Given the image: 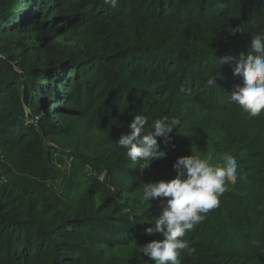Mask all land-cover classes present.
<instances>
[{
    "label": "trees",
    "instance_id": "16d2710c",
    "mask_svg": "<svg viewBox=\"0 0 264 264\" xmlns=\"http://www.w3.org/2000/svg\"><path fill=\"white\" fill-rule=\"evenodd\" d=\"M261 33L264 0H0V147L34 159L76 126L100 136L76 150L89 167L76 206L32 184L0 190V264H154L141 249L163 238L128 195L144 163L173 166L189 149L231 154L237 169L181 264H264V110L231 101L243 78L223 62ZM135 115L146 131L180 121L157 138L164 158L133 163L118 145Z\"/></svg>",
    "mask_w": 264,
    "mask_h": 264
},
{
    "label": "clouds",
    "instance_id": "9594fccd",
    "mask_svg": "<svg viewBox=\"0 0 264 264\" xmlns=\"http://www.w3.org/2000/svg\"><path fill=\"white\" fill-rule=\"evenodd\" d=\"M115 7L117 0H104ZM233 32L243 34L238 27ZM250 51L241 53L239 58L225 57L223 62L234 61L233 74L243 78V86H235L231 101L239 105L249 117L259 116L264 110V33L255 35L249 44ZM209 85H216L214 78ZM147 119L135 115L129 124L130 132L122 134L118 145L126 150V156L133 163L150 162L164 158L157 138L165 144L172 139L170 133L180 121L167 116L152 122L146 131ZM222 164L213 165V155L206 158L191 154L181 156L173 163L176 177L170 181L148 182L142 185V199H159L161 211L158 218L147 220L154 226L147 227L146 233H159L163 239L151 240L142 247V253L154 264H181V253L194 251L184 239L187 232L203 222L205 215L219 205V196L227 190V182L235 183L237 161L231 154L220 157ZM147 264V262H146Z\"/></svg>",
    "mask_w": 264,
    "mask_h": 264
},
{
    "label": "rangeland",
    "instance_id": "374dc122",
    "mask_svg": "<svg viewBox=\"0 0 264 264\" xmlns=\"http://www.w3.org/2000/svg\"><path fill=\"white\" fill-rule=\"evenodd\" d=\"M97 134H84L79 126L70 135H52L45 137L42 148L34 159L25 157L20 151L0 147V190L16 184L18 189L35 185L37 192L60 197L72 206H76L81 195V182L89 167L82 163L76 150L84 149L89 145L91 139L94 144L99 140ZM51 140V141H50ZM55 141V142H52ZM54 143L52 149L47 147L48 143ZM74 151V152H73ZM213 155V165L222 161L223 154H217L206 150H190L187 155L197 154L206 158L207 154ZM141 177L137 189L128 195V203L137 220L144 225L147 220L158 218L161 207L159 199H150L148 202L142 199V185L148 182L170 181L176 177V171L172 165L165 167L144 163L141 168ZM155 238H163L161 234H154Z\"/></svg>",
    "mask_w": 264,
    "mask_h": 264
},
{
    "label": "built area",
    "instance_id": "2783aa9c",
    "mask_svg": "<svg viewBox=\"0 0 264 264\" xmlns=\"http://www.w3.org/2000/svg\"><path fill=\"white\" fill-rule=\"evenodd\" d=\"M51 146H54V144H53V143H51Z\"/></svg>",
    "mask_w": 264,
    "mask_h": 264
}]
</instances>
